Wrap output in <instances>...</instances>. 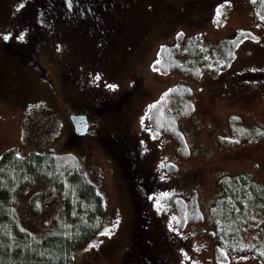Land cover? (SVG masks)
I'll list each match as a JSON object with an SVG mask.
<instances>
[{
  "label": "trees",
  "instance_id": "1",
  "mask_svg": "<svg viewBox=\"0 0 264 264\" xmlns=\"http://www.w3.org/2000/svg\"><path fill=\"white\" fill-rule=\"evenodd\" d=\"M31 1L0 0V28L9 24L6 30L17 36L15 40H5L0 31V101L7 102L8 91L19 94L13 89L20 85V72L25 73L29 83L37 80L47 89V94L34 95L27 84L26 92H22L15 102H36L37 106L42 105L38 115L45 110L53 117L54 109L62 115L61 108L69 103L72 109L77 105L86 108L92 127L93 123L97 124V136L80 138L81 134H77L75 129L73 131L68 120L62 118L61 121L64 120L69 128L65 141L73 147L63 151L28 149L20 154L15 146H9L1 152L0 264H73L74 249L102 229L106 211L104 195L86 175L81 159V154L90 159L93 140L111 157L130 204L131 224L118 264H138L142 261L148 264L156 254L163 256L162 250L172 261L173 248L167 234L171 241L176 239L177 231H182L188 224L201 222L203 214L194 192L172 197L170 206L167 204L172 213L170 220L166 218V212L159 209V199L156 204L153 203L151 192L161 187L162 182L150 177V167L144 156L145 147L143 145L142 153L138 145L139 142L144 143L138 134L142 136L141 131L146 130L151 139L169 135L176 143L178 155L188 156L189 146L180 120L194 109L192 87L188 82H176L154 101V98L148 100L150 93L144 82V73L134 67L146 53L149 44L146 47L145 44L155 32V26L160 20H166L167 12L170 10L179 16L182 10L201 0H177L172 7L168 0H73L81 8L86 5L97 14L89 18L82 12V17L77 15L72 20L68 12L73 5L72 0H37L39 7L36 11H43L46 22L51 23L52 28L43 26L33 33L30 32L32 28L27 26L32 20L31 12H35V1ZM250 2L259 19L264 21V0ZM90 34L93 36L89 37ZM252 37L251 31L239 29L232 36L217 42L213 56L212 49L199 33L186 37L182 31H176L172 43L159 45L148 69L162 75L177 71L198 80L205 72L218 73L227 67L240 41ZM38 48H44L51 60L42 59L35 52ZM58 55L62 61H59L62 74L60 88L53 83L50 72V68L56 67H53V62L58 65ZM240 74L263 75L245 69ZM97 77L114 81L112 86L118 83L126 85V88L103 92L101 81L96 79V90L105 93L109 100L80 101V90L84 86L75 84L74 80L82 79L81 84H84ZM13 78L12 89H5L6 79ZM129 82L133 83L132 86ZM141 103H146L147 110L136 121L137 127L134 128L130 110ZM229 121L231 135L218 136L221 144L233 145L246 137L250 141L264 139V128L261 126L246 125L237 114H231ZM138 127L139 131L136 130ZM130 149L134 150V156ZM164 167L170 173L176 166L169 163ZM33 182L55 188L61 200L60 214L52 218L55 229L41 235L23 228L12 207L15 198L24 194ZM38 199L39 192L27 199V208L31 213L39 211ZM211 202L208 214L212 227L207 231V237L213 241L216 261L226 263L230 254L249 253L264 264V180L254 178L250 171L221 174L218 192ZM168 222L171 227H168ZM115 247L112 241L103 242L96 254L104 257L107 263V259L111 261Z\"/></svg>",
  "mask_w": 264,
  "mask_h": 264
},
{
  "label": "rangeland",
  "instance_id": "2",
  "mask_svg": "<svg viewBox=\"0 0 264 264\" xmlns=\"http://www.w3.org/2000/svg\"><path fill=\"white\" fill-rule=\"evenodd\" d=\"M168 1L172 7V3L177 0ZM195 1L198 0H192ZM72 2L68 11L70 20L77 15L82 17V12L89 18L96 16L97 12L93 9H88L86 5L81 8ZM167 13L166 20H160L155 26V32L145 44V47L149 44L146 53L137 61L134 69L144 73V82L150 93L148 100L154 98V101L176 82H188L192 87L194 109L180 120L189 146L188 156L178 155L176 143L169 135L151 139L152 136L146 130H140L142 136L138 134L144 143V156L150 167V177L162 182V186L156 188L157 196L156 191L151 192L153 203L156 204L158 196L165 195L168 199L159 198L160 203L157 205L170 220L172 213L167 208L171 200L169 197L194 192L203 214L201 222L188 224L182 231H177L176 239L171 241L167 234L170 247L173 248L171 264H260L249 253L230 254L226 263L217 262L213 241L207 237V231L212 227L208 210L218 192V178L221 174L250 171L254 178L264 180L263 138L250 141L246 137L233 145L218 142V136L231 135V114L240 116L246 125L254 124L264 128V21L259 19L250 0H201L182 10L180 17L170 10ZM8 27L9 24L0 28L3 39L5 36V40L17 39V36L6 30ZM239 29L251 31L253 37L240 41L232 61L218 73L205 72L198 80H192L177 71L162 75L148 69L159 45L172 43L176 31H182L186 37L199 33L208 43L209 49H212L213 55L217 42L232 36ZM43 52L41 55L45 56ZM52 65L54 67L57 64L53 62ZM244 69L263 75L242 76L240 73ZM235 72L238 74L233 76ZM27 84L34 95L47 94V89L37 80L33 83L27 81ZM41 108L42 105H39L24 110L0 101V154L9 146H15L20 154L28 149L63 151L73 147L65 141L69 132L66 122L57 120L45 110L38 115ZM133 109L130 114L135 128L136 121L146 113L147 106L141 103ZM136 130L139 131V127ZM90 146V159L85 154H81V159L86 175L103 192L106 205L104 226L82 246L74 249L73 264H118L119 253L129 234L130 204L111 157L96 141H91ZM73 151L76 152L75 149ZM169 163L176 166L170 173L164 167ZM35 192H39V211L31 213L27 208V199ZM60 206L61 200L56 189L38 182L28 186L24 194L15 198L12 204L19 224L36 235L55 229L52 218L60 214ZM161 215L164 217L163 212ZM168 227H171L169 222ZM180 240L186 241L178 242ZM106 241L116 244L111 261L107 259V263L104 257L96 254L99 244Z\"/></svg>",
  "mask_w": 264,
  "mask_h": 264
},
{
  "label": "flooded vegetation",
  "instance_id": "3",
  "mask_svg": "<svg viewBox=\"0 0 264 264\" xmlns=\"http://www.w3.org/2000/svg\"><path fill=\"white\" fill-rule=\"evenodd\" d=\"M34 1H35V4H34L35 6H33V5L32 6H33V8H35V12H31L32 20H31V22H29L27 24L28 27L32 28L30 30V32L33 33L36 29L43 28V26H45L46 28H52V24L51 23L49 24V23L46 22L47 17L43 13V11H41V10L39 12L36 11V8L38 9V7H39V3L36 4L38 2L37 0H32L31 3H34ZM41 4H43V1L41 2ZM68 8H70V6H68ZM91 36H93V35L90 34L89 37H91ZM42 51H44V48H41V49L38 48L35 52H38V55L42 59H49V60H51L46 53H45V56H42L41 55L42 54ZM57 59H58V65H56V67H55L56 69L55 68H50L51 71L50 70L49 71L52 74L51 75V78H52L53 83H56L57 86L60 88V86L62 85V74L60 73V70H59V67H60L59 61L60 62H62V61L60 60V56L59 55L57 56ZM95 71H97V69ZM69 72H70V74H72V71L71 70ZM20 75H21V78H19L20 85L17 88L13 89V90H16L15 92H17L19 94L15 95L14 92L8 91L9 93L6 94V99H5V101H7V102H5V103H8V102L10 103L11 102L10 105L19 106V107L22 106V108L24 110H26L28 108L37 106V103L36 102H32L30 100L25 101L23 104L21 103V101L15 102V100H17L21 96L22 92L23 93L26 92V89H27V81L29 82V80H30L29 78H27V75L25 73H21L20 72ZM96 79H98L99 82L101 81L100 83L102 85V89L104 90L103 92H110L111 93L112 92V89H114V91L115 90L117 91V90H124L126 88V85H123L122 86V85H119L118 83H115L114 87H110V86L113 85L112 82H114V81L111 80V81L108 82L105 79L103 80L102 78H93V79L90 78L84 84H81L82 79L80 81L74 80L75 81V84H77L79 86H84V88H82L80 90V95H79V98H78V99H80V101L83 100V101L88 102V99H90V100H98L99 101L100 98H102V100L104 99L106 101L109 100L108 99V96L105 93L96 90V87H95L96 86ZM2 80H4V78H2ZM14 81H15V78H13L12 80L6 79V86H5V84H3V86H5L4 88L6 89V87H9L10 89H12L11 84ZM132 84L133 83L131 82L130 83V86H132ZM9 94H10V96H9ZM7 96H8V98H7ZM85 97H87V98H85ZM61 112H62L61 113L62 115H59V113H57V110L54 109V117H56L57 120H61L62 118L64 120L65 119L68 120L69 125H70V127L72 128L73 131H74V127H73V124L70 121L69 114L70 113H73V114H78V115H84L86 117V119L88 121V128H87V131L85 133L79 135L80 138L83 137L85 139H89L92 136H95V137L97 136V134H96V127H95V125L97 126V124L96 123H93L94 124V128L92 127V122H91V119L89 118V115L87 113V109L86 108H80L77 105L76 108L73 107V109H72L71 104L69 103V105L67 104V106L61 108ZM108 135L110 137H112L113 140L116 141V139H114V137L111 134H108ZM138 145L140 147L141 152L143 153L142 148H143V145L144 144H142V143L139 142ZM129 151L132 154V156H134V150L133 149H130ZM151 207H152V205H151ZM157 251L159 252L160 249H158ZM162 255L163 256H160L159 254L158 255L156 254L155 257L153 258V261H151L150 263L151 264H171L172 263V261L169 260V258L167 256V254L165 253V251H162ZM143 263H146V262L145 261H142V263H138V264H143ZM150 263H148V264H150Z\"/></svg>",
  "mask_w": 264,
  "mask_h": 264
},
{
  "label": "water",
  "instance_id": "4",
  "mask_svg": "<svg viewBox=\"0 0 264 264\" xmlns=\"http://www.w3.org/2000/svg\"><path fill=\"white\" fill-rule=\"evenodd\" d=\"M69 117L77 134H83L86 132L88 127V121L84 115L71 113Z\"/></svg>",
  "mask_w": 264,
  "mask_h": 264
},
{
  "label": "snow or ice",
  "instance_id": "5",
  "mask_svg": "<svg viewBox=\"0 0 264 264\" xmlns=\"http://www.w3.org/2000/svg\"><path fill=\"white\" fill-rule=\"evenodd\" d=\"M7 37H5V39H6ZM22 38V37H21ZM97 78H99V77H97ZM110 87H114V86H110Z\"/></svg>",
  "mask_w": 264,
  "mask_h": 264
}]
</instances>
